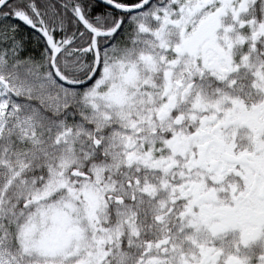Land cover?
<instances>
[{
	"label": "snow or ice",
	"instance_id": "obj_1",
	"mask_svg": "<svg viewBox=\"0 0 264 264\" xmlns=\"http://www.w3.org/2000/svg\"><path fill=\"white\" fill-rule=\"evenodd\" d=\"M0 264H264V0H0Z\"/></svg>",
	"mask_w": 264,
	"mask_h": 264
}]
</instances>
